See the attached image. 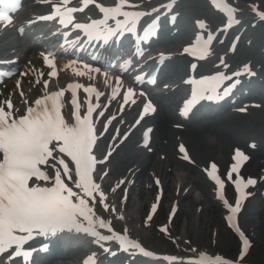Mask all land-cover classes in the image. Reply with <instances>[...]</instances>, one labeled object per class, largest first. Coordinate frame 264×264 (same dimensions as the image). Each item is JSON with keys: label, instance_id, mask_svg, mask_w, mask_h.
<instances>
[{"label": "snow or ice", "instance_id": "snow-or-ice-1", "mask_svg": "<svg viewBox=\"0 0 264 264\" xmlns=\"http://www.w3.org/2000/svg\"><path fill=\"white\" fill-rule=\"evenodd\" d=\"M71 0H61L59 4H53L52 12L48 15L41 16V20H54L59 18L58 22L64 28L69 25L74 30H80L86 39L80 43L81 38L78 36L74 41L69 42L68 32H64L65 44H79L81 48L86 44L97 42L99 46L102 43L105 47L115 38L125 34H131L137 45V55H142L143 49L140 47L141 42H147L151 36L157 34L159 16L143 29V35L138 34V23L145 15L158 13L159 8H153L150 12L135 9L137 5L129 3V0H118L114 6L106 7L96 0H81L82 7H69ZM96 3L102 18L92 19L88 23L74 22V13L82 12L89 4ZM22 0H0V23L5 25L11 24L12 13H15L21 7ZM174 0L162 7L167 9V13H171ZM216 8L234 13V9L226 3V0H213ZM253 10L257 13L261 22H264V10H260L258 6H254ZM166 13V14H167ZM171 22L174 23L175 15H171ZM113 23H109V22ZM31 23V22H30ZM238 23V21H237ZM199 29H205L202 21H197ZM228 27H232V18L229 16ZM19 31L22 33L23 28ZM215 39L211 32H208L206 38L203 32H198L194 43L185 46L183 52L191 53L194 58L204 59L209 52V46ZM239 41V36L235 38L232 50ZM43 62L49 67V79L57 75L56 64L53 53H42ZM160 61L163 62L166 57L160 54ZM71 65L77 64V60H72ZM83 63V62H80ZM132 64L131 59L127 61L128 67ZM224 68L228 65L221 59ZM70 65H65L67 68ZM195 69L196 65H192ZM245 72L250 71L249 66L245 65ZM84 70H78L77 75H88L92 78L93 73H101V67L83 64ZM121 71H126L122 65ZM241 72L233 73L229 76L223 72L215 75L204 77L199 80L193 79L189 81L194 85L192 89L191 99L185 101L181 115H186L191 111L192 106L198 99L207 97L209 100L218 98L221 95L220 89L225 81H233L227 87L223 88V95L227 96L232 89L239 83L233 80V77L242 75ZM2 75V74H0ZM8 75H11L9 73ZM25 75V73H21ZM43 75V74H41ZM107 76V73H105ZM115 87H111V95L109 102L122 95L123 106L129 103L135 105L137 103V93L132 87H128L122 91V76L114 78ZM134 82L138 84L144 83L143 75H136ZM155 84V76L150 80ZM39 83V81H37ZM49 83L48 79L43 81L45 89ZM19 86V80L17 81ZM83 86L79 83H72L67 89L48 92L45 91L34 101H25L23 109L17 108L11 95L0 98V255L8 253L6 264H12L17 258H21L23 264H30V259L36 249L31 247L25 248V245L36 237H55L59 233L65 231L76 233H84L94 238V243L99 245L104 251H109L105 247V242L117 241L120 250L129 252L130 254H142L145 257H156L152 251H148L138 240L130 239L128 229L125 227L124 234L115 231L110 218L104 217L98 213L117 214V218L123 220L122 213H118L115 204H112L107 193L103 190L102 182L109 174L104 172L97 176L98 170L105 165L112 155L113 147L109 148L107 155L98 158L94 152V148L98 144V135L103 136L108 125L116 119L110 116L108 122L104 125L103 130L97 129L94 122L93 113L98 109L99 116H103L104 112L99 103L102 95L92 86L84 87L87 94L86 111L81 113V103L78 100L77 90ZM65 91L71 92V112L68 119H65L63 109L65 102L63 97ZM95 95L96 103H93L91 96ZM23 96L24 93L21 92ZM139 96H145L141 89ZM104 105L103 108H106ZM242 111L246 109H241ZM155 112V107L151 101L143 103V108L139 114V118L135 119L131 128H135L142 124L145 117ZM120 123H123L121 120ZM151 127L145 128L143 131V146L151 151ZM130 135L129 131L123 133L122 139H127ZM121 137L119 129L115 130L112 137L116 141ZM254 146V145H253ZM179 152L183 155V159L189 162L190 156L183 144L179 146ZM233 163L228 171V177L231 180L233 173H236L235 189L238 193L235 206L228 203L223 196L224 183L217 175V165L211 164L210 170L207 171L208 176L213 179L217 185V195L223 200L225 206L229 209L230 214L227 221L232 228L240 235L242 247L237 258L239 264H243V258L247 255L250 248V241L240 230L236 222V214L240 211L242 200L249 193L244 189L254 186L257 181L248 178L245 182L239 176V170L242 162L247 161L248 156L239 149L235 150L232 157ZM99 181V182H98ZM125 183H132L121 179L112 189L115 192ZM157 185L160 184L159 179L156 180ZM126 199V196H125ZM159 197H157V200ZM157 203L151 205V212L155 213ZM173 209L172 215H174ZM147 219H152L148 215ZM105 229L109 234H102L99 230ZM167 232V228L161 229ZM46 248V245H42ZM195 252V249H191ZM115 254L114 252L112 253ZM162 259L166 262H175L179 259L175 256L165 255ZM237 261H225L222 257L216 256L214 259L206 258L204 253H200L199 261L188 259L180 261V264H237ZM84 264H95V255L93 254L85 260Z\"/></svg>", "mask_w": 264, "mask_h": 264}, {"label": "rangeland", "instance_id": "rangeland-1", "mask_svg": "<svg viewBox=\"0 0 264 264\" xmlns=\"http://www.w3.org/2000/svg\"><path fill=\"white\" fill-rule=\"evenodd\" d=\"M191 200L192 198L189 199L190 202L189 204H191ZM255 207H257V209ZM206 208L209 207L206 206ZM213 210L211 211L214 212L211 215L212 221L206 223L203 230H198L196 234V240H197L196 243L201 244L202 241H204L203 244H210L211 229L214 227L218 231L217 240H216L217 243L215 248L225 252L228 255L234 254L236 250V244L234 241H232L231 239L225 236L224 230L221 228L219 223V217L217 211L215 209ZM254 211H256V215L255 214L252 215ZM245 213H246L245 219L247 220L249 218H255V216L257 217L259 216L257 226L254 227L252 230L256 244L250 253L249 260H252L254 262L257 261L264 262V194H263V199H260L258 197V203H250ZM214 214H216L217 216ZM217 218H218V224H217ZM213 221H214V226L211 225L213 224ZM176 226H178V220Z\"/></svg>", "mask_w": 264, "mask_h": 264}, {"label": "bare ground", "instance_id": "bare-ground-1", "mask_svg": "<svg viewBox=\"0 0 264 264\" xmlns=\"http://www.w3.org/2000/svg\"><path fill=\"white\" fill-rule=\"evenodd\" d=\"M186 28H184L183 30H185ZM132 203L130 205H128V210H127V219L130 223H134L136 221V217L137 214L140 211V208L142 207V205L140 204V201L142 200L141 197L137 196V195H133V197L131 198ZM199 201H196L195 203L197 205ZM190 202H188L185 206L182 207L181 209V222L178 225V231L179 234L181 235V237H183L187 231L190 228V223H192V228L194 229V233H196L198 226H196V223L193 221V215H192V209L190 208ZM203 207V205H202ZM211 214V210H209L208 208H205L203 213H202V219L207 221V218H210ZM192 215V216H191ZM256 222H258L259 216H256ZM204 225V224H203Z\"/></svg>", "mask_w": 264, "mask_h": 264}]
</instances>
